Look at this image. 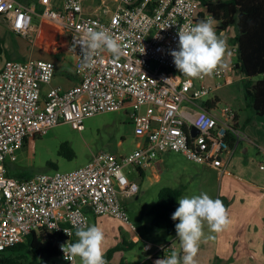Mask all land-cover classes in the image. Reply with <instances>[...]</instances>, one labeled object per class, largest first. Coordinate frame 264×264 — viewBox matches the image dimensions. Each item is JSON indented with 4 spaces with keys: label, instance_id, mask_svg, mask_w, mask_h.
<instances>
[{
    "label": "built area",
    "instance_id": "built-area-1",
    "mask_svg": "<svg viewBox=\"0 0 264 264\" xmlns=\"http://www.w3.org/2000/svg\"><path fill=\"white\" fill-rule=\"evenodd\" d=\"M38 2L41 15L67 32L77 80L66 89L50 86L43 98L41 88L56 71L52 60L10 58L0 67V253H10L32 231L42 237L56 232L65 239L52 264H77L76 257L65 258L61 246L71 242L77 225L89 224L87 213L111 216L136 229L121 195L137 194L139 182L128 177L130 170L122 171L125 166L139 172L159 152L176 151L221 169L222 154H231L249 137L229 106L208 110L200 101L224 82L225 66L217 64L211 72L191 77L174 64L171 50L179 47L178 30L202 20L200 0H61L57 9L51 0ZM32 12L34 6L25 2L0 0V15L17 34H29ZM86 26L120 38L119 55L97 50L93 65L82 68L80 37ZM208 76L214 84H198ZM184 101L196 109H186ZM120 109L126 110L134 133L145 138L132 152L98 151L68 172L23 178L9 173V161L17 159L16 151L28 137L42 135L60 122L81 131L85 117ZM192 125L198 129L195 135L190 133ZM173 248L172 241L162 245L149 240L142 247L149 256H168Z\"/></svg>",
    "mask_w": 264,
    "mask_h": 264
},
{
    "label": "rangeland",
    "instance_id": "rangeland-1",
    "mask_svg": "<svg viewBox=\"0 0 264 264\" xmlns=\"http://www.w3.org/2000/svg\"><path fill=\"white\" fill-rule=\"evenodd\" d=\"M33 15L34 13L32 14L31 23L35 22ZM27 36L14 33L10 34L8 32V26L0 19V38L3 42L4 50L12 51V49H16L15 51L18 52L14 54L18 53V56L21 55L22 57L31 56L33 58L52 59L58 69L53 82L56 84L60 83L62 87L65 83L73 79V58L68 51L64 49L59 53L51 54V56L45 49L33 41L30 35ZM219 38L221 37L219 36ZM232 48L233 44L231 42L228 44V50L230 51ZM18 56L15 57L19 58ZM8 57L10 56L7 53H0V65L3 59ZM231 59L235 62L237 56L233 55ZM234 74V77H236L234 83L231 86H224L220 90H222V93L226 92L228 96H233L236 103L242 102L244 105L242 79L237 78V73ZM203 82L205 84L208 83L207 79H204L203 81H199L198 84H203ZM209 95L211 93L202 97V99H208ZM224 106H229L227 100L222 98L217 101V111H222ZM123 110L105 111L85 117L83 120L84 128L81 131L73 128L68 122H60L48 128L42 135L28 137L24 145L16 151L17 159L14 161H9L8 159L12 175L23 178L38 172H68L87 163L92 154L98 151L113 152L117 155L132 152L135 149L136 135L134 134L133 125L128 114H125ZM239 128L244 133L243 127L239 126ZM64 142H67L73 151L72 156L60 152ZM235 156H247L253 159L254 163L250 164V169L257 172H259V164L264 163L263 153L254 145H250L246 154L240 148H237L235 150ZM164 161L166 167H163L160 161H156L152 166L143 167L137 194L128 196L121 195L122 203L129 220L137 228V230L131 227L128 228L123 222L125 224L123 225V230L126 232L125 236L133 239L129 235L136 231L144 236H140L141 238H139L136 235L135 239H133L135 243L130 248L122 249V251L120 250L114 254V258L121 259L120 261L123 264H139L144 258L142 251L144 239L162 245L172 241L174 248L171 251H181V246L177 240L172 239L176 232L171 233L165 229H159L151 223L153 215L149 212V209L156 202L160 188L163 186L180 187L182 189L180 197L185 195H199L201 193H206L212 198L214 197L217 185L211 169L191 161L185 155L176 151H169L168 154L164 155ZM200 169H204L205 175L210 177L209 182H206V180L205 182L201 181L199 178L200 172H198ZM129 170L133 174H127ZM122 171L131 179L134 178V175L135 177L140 176L139 172L132 165L125 166ZM155 173L159 174V178H157ZM87 215L89 217V225L95 224L93 214L87 213ZM98 226L101 229L103 227V225ZM105 227L111 229L112 225L107 223ZM114 231L115 228L110 232V239L114 237ZM202 231V237L208 240L198 242V245L201 244L202 246H198L199 249H197L194 255V264H204L208 259H210V264H222V261H228L230 263L233 261L232 257L227 258V260H222L220 256H214L208 241L215 237V231L208 226L206 221L202 224ZM109 238L105 235L103 244L107 243ZM23 251L27 252L30 258L33 257L32 252L27 248ZM201 251H203L202 254H200ZM122 256L124 257L123 259ZM165 256H167L166 252ZM165 256H162L161 253L158 254L160 258ZM76 262L77 264H82L79 256L76 257ZM228 263L226 262L225 264Z\"/></svg>",
    "mask_w": 264,
    "mask_h": 264
},
{
    "label": "crops",
    "instance_id": "crops-1",
    "mask_svg": "<svg viewBox=\"0 0 264 264\" xmlns=\"http://www.w3.org/2000/svg\"><path fill=\"white\" fill-rule=\"evenodd\" d=\"M18 1H22L30 4L31 6H34V12H32V14L34 13L33 17L35 19V22L31 23V28L28 34L30 35V38H33V41H35L38 45L45 49V51H47L50 55L59 53L64 49L65 51H68L67 32L57 23L41 15V4L38 2V0ZM50 3L52 8L57 9L60 6L61 0H51ZM206 13V9L202 6L199 12L200 17L202 19L207 18ZM0 19L3 20L8 26V32L10 34H17L11 29L8 18L0 15ZM216 21V32L218 36L221 37L220 39L224 42V51L221 59L217 64L225 66L227 68V74L224 82L220 86H214V88H212L211 95H209L208 99L206 100H209L214 96L217 97L218 100L222 98L227 100V102L229 103V107L235 112L236 124L243 127L244 133L249 137V140H242L237 148H240L242 152L246 154L249 150L250 145H254L258 147V150L264 155V114H253L249 108L243 105L242 102L236 103L233 96H228L226 92L222 93V90H220L224 86H231L234 83L236 79V77H234V73H237L236 76L238 79H242L243 75L234 68L235 62L231 59L233 55H237L236 44L234 43L235 27L234 25H229L225 29H221L220 21ZM231 42L233 44V48L229 51L228 44H230ZM2 44L3 42L1 40V45ZM6 50H4L3 46L2 50L0 51V53L2 54L7 53L8 56H10L3 59V62L6 59L10 58L25 59L31 57H22L21 55L18 56V53L14 54L15 52H18L15 51L16 49H12V51L14 52ZM15 56H18L19 58H16ZM3 62L0 67L3 65ZM57 70L58 69L56 67L55 75L57 73ZM72 78L73 79L65 83L63 87L60 83H54L53 79L49 84H43L41 88L42 97L44 98L50 86H57L63 89L69 88L77 80L75 74ZM206 79L208 84H214V79L211 76H208ZM206 100H203L202 98L200 99L202 104H204ZM183 105L186 109H196V106H193L190 102L184 101ZM123 111L125 114H127L125 109ZM248 118H250L251 120L249 121ZM250 124L252 125L250 126ZM144 141L145 138L143 136L136 135L135 149L139 145L144 144ZM237 148H235L231 154H222V159L225 165L221 169L213 167L211 165L199 163L213 171V176L216 180L217 185V189L215 190L213 198H219L223 202L229 218L228 225L219 232L215 231V237L209 240L208 243L210 245L211 251H213L214 253V256H220L222 260H227V258L232 257L233 261H231L230 263L238 262L239 264H264V168H260L261 164H259V172L251 170L250 164L254 163V160L247 156H235V150ZM168 152L169 151L159 152L156 159L147 166H152L156 161H160L162 166L166 167L164 155L168 154ZM141 170L143 171V168H141ZM198 172H200L199 178L202 182H205V180L206 182H209L210 177H207L205 175L204 169H200L198 170ZM155 175L157 176V178H159L158 173H155ZM134 179H136L140 183L141 175L138 177H135L134 175ZM93 217L95 220V225H103L102 230L104 232V236L107 235L109 238L111 230L115 228L114 237L112 239L109 238V241L102 245L104 253L108 248L120 243L123 238L127 241H130L135 239L136 235L139 236V238L144 237L138 231H136L132 232V234L129 235V237H133V239L127 238L125 236L126 232H124L125 230H123V225L125 224L120 220H116L117 218L95 214H93ZM107 223H110V225H112L111 229L105 227ZM125 226L129 228L127 224ZM174 232H176V230ZM76 239L77 237L75 236L74 232L71 237V241H75ZM172 239H176L178 244L181 246L177 234H175ZM145 240L147 239H144V241ZM205 240L208 239L201 237L199 241ZM128 246V244H125V247ZM198 246L202 245L199 244ZM197 249H199V247ZM118 251L120 250L115 251L110 259V262L113 264H118L121 260H119L118 258H114V254ZM202 252L203 251H201L200 254H202ZM143 253H145L144 258L139 262V264H155L156 259L160 258L158 257V255L149 256V254H147L146 252L143 251ZM177 253H180L181 255L184 254L182 248L181 251ZM123 258L124 257L122 256V259ZM226 262L228 263V261H222V264H225ZM204 264H210V259H208V261Z\"/></svg>",
    "mask_w": 264,
    "mask_h": 264
},
{
    "label": "clouds",
    "instance_id": "clouds-1",
    "mask_svg": "<svg viewBox=\"0 0 264 264\" xmlns=\"http://www.w3.org/2000/svg\"><path fill=\"white\" fill-rule=\"evenodd\" d=\"M217 21L212 17L200 20L190 28L178 30V49L171 55L180 72L196 77L211 72L219 62L224 51V42L216 32ZM120 38L113 37L107 30L86 26L80 37L82 46V68L93 65V55L100 49L119 55ZM171 218L179 238L183 255L175 250L168 256L156 259L155 264H194V255L202 237L204 221L214 231H221L229 223L228 213L219 198L206 193L185 195L178 198V206ZM75 241H67L61 247L65 258L72 261L79 256L82 264H106L103 250L104 232L93 225H77Z\"/></svg>",
    "mask_w": 264,
    "mask_h": 264
},
{
    "label": "trees",
    "instance_id": "trees-1",
    "mask_svg": "<svg viewBox=\"0 0 264 264\" xmlns=\"http://www.w3.org/2000/svg\"><path fill=\"white\" fill-rule=\"evenodd\" d=\"M201 5L215 20L220 21V28L234 25V43L237 49V59L234 68L243 75L242 88L244 106L255 115L264 114V0H200ZM1 38H0V51ZM218 98L212 97L204 102L208 110L215 108ZM249 121L251 120L248 118ZM232 144V142H231ZM61 153L73 155L69 144L64 142ZM9 173L12 174L11 167ZM142 174V170H139ZM180 187L163 186L158 191L156 202L150 207L153 215L152 225L175 231V223L171 218L178 206ZM64 236L56 232H48L45 237L36 235L33 231L26 236L25 241L18 243L7 255L0 253V264H52L59 253V244ZM135 241L122 239L120 243L108 248L104 253L106 264H113L110 259L117 250L130 248ZM128 244V247H125ZM32 252L30 258L24 249ZM145 254V253H144ZM118 264H123L120 261Z\"/></svg>",
    "mask_w": 264,
    "mask_h": 264
},
{
    "label": "water",
    "instance_id": "water-1",
    "mask_svg": "<svg viewBox=\"0 0 264 264\" xmlns=\"http://www.w3.org/2000/svg\"><path fill=\"white\" fill-rule=\"evenodd\" d=\"M190 133H191V135L197 134L198 133L197 127L192 125L191 128H190Z\"/></svg>",
    "mask_w": 264,
    "mask_h": 264
}]
</instances>
